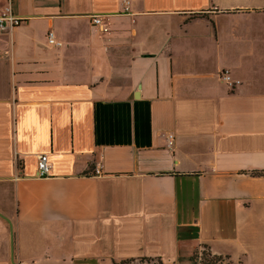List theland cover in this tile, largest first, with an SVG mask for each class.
Returning a JSON list of instances; mask_svg holds the SVG:
<instances>
[{"label":"crops","instance_id":"0c3cea01","mask_svg":"<svg viewBox=\"0 0 264 264\" xmlns=\"http://www.w3.org/2000/svg\"><path fill=\"white\" fill-rule=\"evenodd\" d=\"M122 1L0 0V264H264V0Z\"/></svg>","mask_w":264,"mask_h":264},{"label":"built area","instance_id":"2783aa9c","mask_svg":"<svg viewBox=\"0 0 264 264\" xmlns=\"http://www.w3.org/2000/svg\"><path fill=\"white\" fill-rule=\"evenodd\" d=\"M8 1V0H7ZM131 0H123L122 1V12L123 14H129V6ZM91 24L100 32L107 33L109 31L108 23L105 15L92 14L88 16ZM22 23V19L16 18L11 13L10 3L3 8L0 13V31H11L15 27L19 26ZM47 43L53 47H61L62 43L56 40L54 34L49 31L46 35ZM219 79L222 83L226 84L230 89H233L235 86L239 84V81L232 80L230 74L227 70H222L219 74ZM173 144V136H167V146L171 148ZM50 163L47 154H38L36 156V176L39 178H46L50 175ZM94 176L101 175V170L96 167L92 173ZM199 264H203L202 255H198Z\"/></svg>","mask_w":264,"mask_h":264},{"label":"trees","instance_id":"16d2710c","mask_svg":"<svg viewBox=\"0 0 264 264\" xmlns=\"http://www.w3.org/2000/svg\"><path fill=\"white\" fill-rule=\"evenodd\" d=\"M202 258H204L203 259V264H211V263H213V261L211 260V259H208V256H206V253L205 254H203V257Z\"/></svg>","mask_w":264,"mask_h":264},{"label":"water","instance_id":"95a60500","mask_svg":"<svg viewBox=\"0 0 264 264\" xmlns=\"http://www.w3.org/2000/svg\"><path fill=\"white\" fill-rule=\"evenodd\" d=\"M11 261H12V258H11ZM13 263V262H12ZM14 264V263H13Z\"/></svg>","mask_w":264,"mask_h":264}]
</instances>
